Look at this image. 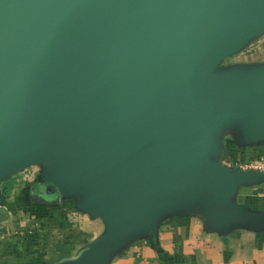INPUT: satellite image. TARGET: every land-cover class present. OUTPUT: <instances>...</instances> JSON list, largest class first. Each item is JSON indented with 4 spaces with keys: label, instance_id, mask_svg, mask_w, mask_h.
I'll use <instances>...</instances> for the list:
<instances>
[{
    "label": "water",
    "instance_id": "obj_1",
    "mask_svg": "<svg viewBox=\"0 0 264 264\" xmlns=\"http://www.w3.org/2000/svg\"><path fill=\"white\" fill-rule=\"evenodd\" d=\"M263 24L264 0H0V179L49 163L46 199L84 192L104 229L69 264L198 201L214 229L262 219L230 198L264 172L210 157L229 125L264 139V67L212 74Z\"/></svg>",
    "mask_w": 264,
    "mask_h": 264
},
{
    "label": "crops",
    "instance_id": "obj_2",
    "mask_svg": "<svg viewBox=\"0 0 264 264\" xmlns=\"http://www.w3.org/2000/svg\"><path fill=\"white\" fill-rule=\"evenodd\" d=\"M228 127L218 132V146ZM257 143L263 150L264 141ZM247 145L243 146L255 147L256 142ZM16 174L0 179V188ZM262 189L264 178L238 185L230 198L245 213L262 217L255 224L229 222L222 228H211L202 201H198L187 209L156 217L150 237H129L108 254L104 264H264ZM21 200L8 198L9 212L0 210V264H69L103 232L99 215L66 212L60 201L26 209Z\"/></svg>",
    "mask_w": 264,
    "mask_h": 264
},
{
    "label": "rangeland",
    "instance_id": "obj_3",
    "mask_svg": "<svg viewBox=\"0 0 264 264\" xmlns=\"http://www.w3.org/2000/svg\"><path fill=\"white\" fill-rule=\"evenodd\" d=\"M263 67L264 24L259 32L247 36L234 52L222 58L214 67L212 74L217 75L226 72H234L246 76ZM224 133L226 134V137L220 139V146L217 147L218 154L211 156L210 159L219 163L229 171L236 170L237 165L258 160L261 156L258 154L261 151H264V149L262 150V148L257 145V142H263L264 139L256 141V149L254 145H250L249 149L246 146H243L244 144L238 142L240 138V128L237 124L229 125ZM50 165L51 164L49 163L30 164L17 171L16 175L11 176L9 181H7L9 184L7 183L5 188H0V210L5 214L8 213L10 209L7 206V203L9 202L8 198L14 196H17V199H22V208L26 207V209L51 202V200H46L45 195L42 194V186L45 184L47 173L51 167ZM83 196L84 192L77 190L72 192L56 191L55 199L52 200L55 203L60 201V203L66 207V212H78L81 211L79 209V204L81 203ZM24 199L25 202H27L26 205H23ZM18 204L19 203H17V205ZM11 209H13V207H11ZM17 210H19V208H17Z\"/></svg>",
    "mask_w": 264,
    "mask_h": 264
},
{
    "label": "built area",
    "instance_id": "obj_4",
    "mask_svg": "<svg viewBox=\"0 0 264 264\" xmlns=\"http://www.w3.org/2000/svg\"><path fill=\"white\" fill-rule=\"evenodd\" d=\"M236 170L240 172H244V171L264 172V154H262L258 160L237 165ZM260 196L262 199H264V189H262V191L260 192Z\"/></svg>",
    "mask_w": 264,
    "mask_h": 264
},
{
    "label": "trees",
    "instance_id": "obj_5",
    "mask_svg": "<svg viewBox=\"0 0 264 264\" xmlns=\"http://www.w3.org/2000/svg\"><path fill=\"white\" fill-rule=\"evenodd\" d=\"M262 154H264V151H261L258 155H262ZM46 193H47V191H45ZM50 194V192L49 193H47V194H45V197L47 196V195H49ZM46 200H51V201H53L51 198H48V199H46Z\"/></svg>",
    "mask_w": 264,
    "mask_h": 264
},
{
    "label": "flooded vegetation",
    "instance_id": "obj_6",
    "mask_svg": "<svg viewBox=\"0 0 264 264\" xmlns=\"http://www.w3.org/2000/svg\"><path fill=\"white\" fill-rule=\"evenodd\" d=\"M47 193H49V191H48V190H47ZM47 193H46V192H43L42 194H43V195H45V194H47Z\"/></svg>",
    "mask_w": 264,
    "mask_h": 264
}]
</instances>
